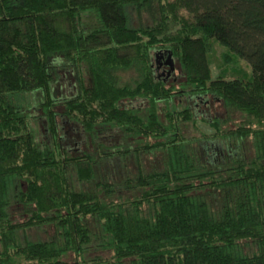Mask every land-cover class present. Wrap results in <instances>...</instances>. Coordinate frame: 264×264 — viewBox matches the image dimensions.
<instances>
[{"label": "trees", "instance_id": "16d2710c", "mask_svg": "<svg viewBox=\"0 0 264 264\" xmlns=\"http://www.w3.org/2000/svg\"><path fill=\"white\" fill-rule=\"evenodd\" d=\"M214 42L252 77L213 78ZM64 74L76 90L58 101ZM34 91L48 144L15 103ZM208 97L220 115L197 112ZM60 102L94 148L63 147ZM198 120L213 130L187 137ZM0 264H264V0H0Z\"/></svg>", "mask_w": 264, "mask_h": 264}, {"label": "rangeland", "instance_id": "374dc122", "mask_svg": "<svg viewBox=\"0 0 264 264\" xmlns=\"http://www.w3.org/2000/svg\"><path fill=\"white\" fill-rule=\"evenodd\" d=\"M228 49L218 42L213 43V49L212 51L208 54V59L209 63L211 66V72H212V77L216 78L218 76H223L225 74V78H243V79H250L252 77V71L250 64L246 60H237V61H228V63L225 62L224 56H226V52ZM230 51V50H229ZM165 55V54H164ZM166 57V56H164ZM163 60V59H162ZM237 67L236 72H232L235 68ZM226 70L224 74L222 72ZM123 76L124 78H128L133 75L132 71H123ZM86 74V73H85ZM84 74V75H85ZM64 78V79H62ZM86 82H87V76L85 75ZM75 79H73L72 75H63L61 76L60 79H57L55 83L53 84V94L52 97L54 99H57L58 101L62 100L65 101L66 97H70L72 92H74L76 89H74V84H75ZM15 103L19 106L23 107V110L26 111L30 116H31V124L34 128L36 137L38 142L43 143V144H48L51 139H50V129H49V122L48 118L45 115L42 105L40 104L43 99V95L40 91H34L31 93H18L14 96ZM190 102L187 101V98H182L180 101L176 102V106L179 108H182L183 106L189 104ZM140 102L134 103L135 106H139ZM63 103H57L55 110L58 111L56 117H55V122H56V127L58 130V134L61 137V143L63 147L69 148V149H79L83 150L85 146L88 148L92 149L94 146H90L89 144L91 142L90 136L86 133V129L84 126L76 119L73 117H67L66 115H63ZM197 112L199 114L202 113H207L208 115H213L215 114H221L222 113V108L220 105H218L216 102L213 100L211 101L210 98L208 97V101L205 103V105H201L198 107ZM200 116V115H199ZM98 130H101L99 136H96L95 139L97 138L98 141H102V143H105L107 147H110L112 144L116 145H134V140L132 138H129L125 140L123 137V134L121 131H116L114 135H111L113 131H109L108 134L110 136V140L108 141L107 135L104 134L107 132V130H110L109 128H98ZM116 130V129H115ZM184 132L187 137L193 138L197 137L200 138L201 134L203 132L209 133L211 132V127L207 125L205 122L198 120L197 121V126H194L192 123H189L187 127H184ZM125 141H124V140ZM87 144V145H85ZM86 147V148H87ZM119 147V146H118ZM120 148V147H119ZM105 150V149H104ZM120 156L115 155L113 157V160L115 163L119 162ZM102 159V158H101ZM100 159V160H101ZM161 156L158 154H142L140 161L143 166L147 169L151 164L152 165H159ZM129 167L132 168L133 170L136 169L137 163H136V158H131L130 160L128 159ZM103 166L100 165L98 167V172L99 174H102V171L104 169L105 163L102 162ZM74 174V172H72ZM76 174L73 176V181L75 182L76 187L83 188V187H88V184H82L80 183L76 178ZM19 210H13V213L16 215ZM53 232V229L51 227L44 226L40 229H33L29 230V236L31 238H47L51 233Z\"/></svg>", "mask_w": 264, "mask_h": 264}, {"label": "water", "instance_id": "95a60500", "mask_svg": "<svg viewBox=\"0 0 264 264\" xmlns=\"http://www.w3.org/2000/svg\"><path fill=\"white\" fill-rule=\"evenodd\" d=\"M160 56H163V54H162V52H158L157 54H156V60H157V63H158V61H159V57ZM165 64L166 65H168L169 66V70H168V75L174 70V61H173V58H172V56H171V54H168V56L166 57V61H165ZM161 67V64L159 63L158 64V68H160Z\"/></svg>", "mask_w": 264, "mask_h": 264}, {"label": "flooded vegetation", "instance_id": "af4514ba", "mask_svg": "<svg viewBox=\"0 0 264 264\" xmlns=\"http://www.w3.org/2000/svg\"><path fill=\"white\" fill-rule=\"evenodd\" d=\"M164 56H165V55L159 57L158 64H159V63L161 64L160 71H161L163 74H167V75H168L167 72H168V70H169V66L165 64L166 57H164ZM162 59H163V60H162Z\"/></svg>", "mask_w": 264, "mask_h": 264}]
</instances>
